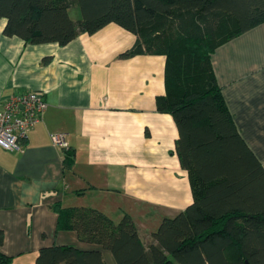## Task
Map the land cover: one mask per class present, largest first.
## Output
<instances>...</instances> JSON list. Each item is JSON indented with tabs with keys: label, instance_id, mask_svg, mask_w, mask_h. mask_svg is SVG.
<instances>
[{
	"label": "crops",
	"instance_id": "0c3cea01",
	"mask_svg": "<svg viewBox=\"0 0 264 264\" xmlns=\"http://www.w3.org/2000/svg\"><path fill=\"white\" fill-rule=\"evenodd\" d=\"M5 24L0 18V109L9 95L28 90L42 91L47 108L18 150L0 147V254L34 264L43 246L99 247L56 230L57 202L98 209L115 222L126 212L147 245L163 218L193 200L175 150L176 124L156 106L165 93V56L121 57L137 38L115 23L63 46L6 36ZM211 63L241 137L264 167V21L218 46ZM58 132L74 151L69 170L50 139Z\"/></svg>",
	"mask_w": 264,
	"mask_h": 264
},
{
	"label": "trees",
	"instance_id": "16d2710c",
	"mask_svg": "<svg viewBox=\"0 0 264 264\" xmlns=\"http://www.w3.org/2000/svg\"><path fill=\"white\" fill-rule=\"evenodd\" d=\"M0 18L6 36L60 46L115 23L137 38L121 57L164 55L165 93L156 106L176 124L175 150L193 196L162 219L147 245L126 212L115 222L95 208L54 203L56 230L99 247L43 246L34 264H107L101 248L117 264H264V167L241 137L211 63L218 46L264 21V0H0ZM73 158L69 148L65 169ZM12 258L0 254V264Z\"/></svg>",
	"mask_w": 264,
	"mask_h": 264
},
{
	"label": "built area",
	"instance_id": "2783aa9c",
	"mask_svg": "<svg viewBox=\"0 0 264 264\" xmlns=\"http://www.w3.org/2000/svg\"><path fill=\"white\" fill-rule=\"evenodd\" d=\"M46 108L42 91L28 90L9 95L0 109V147L8 151L18 150L27 139L29 130L41 121ZM50 139L63 153L69 150L66 133H52Z\"/></svg>",
	"mask_w": 264,
	"mask_h": 264
},
{
	"label": "rangeland",
	"instance_id": "374dc122",
	"mask_svg": "<svg viewBox=\"0 0 264 264\" xmlns=\"http://www.w3.org/2000/svg\"><path fill=\"white\" fill-rule=\"evenodd\" d=\"M78 11H79L78 8H77V10H75V8L72 9V10H71V13H70V16H71V17H75V16H77V14H79Z\"/></svg>",
	"mask_w": 264,
	"mask_h": 264
},
{
	"label": "water",
	"instance_id": "95a60500",
	"mask_svg": "<svg viewBox=\"0 0 264 264\" xmlns=\"http://www.w3.org/2000/svg\"><path fill=\"white\" fill-rule=\"evenodd\" d=\"M246 264H249V263L246 261Z\"/></svg>",
	"mask_w": 264,
	"mask_h": 264
}]
</instances>
